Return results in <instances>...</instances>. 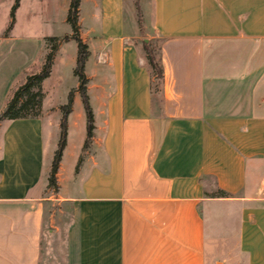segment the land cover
<instances>
[{
  "label": "crops",
  "instance_id": "obj_1",
  "mask_svg": "<svg viewBox=\"0 0 264 264\" xmlns=\"http://www.w3.org/2000/svg\"><path fill=\"white\" fill-rule=\"evenodd\" d=\"M23 1L12 30L15 0L0 25V115L47 55V35L17 34ZM142 16L161 40L160 91L126 33L125 0L81 1L95 129L84 153L76 92L53 195L61 107L78 83L54 117L0 122V264L42 263L53 201L70 210L65 264H264V0H151ZM77 52L64 59L73 76Z\"/></svg>",
  "mask_w": 264,
  "mask_h": 264
},
{
  "label": "rangeland",
  "instance_id": "obj_2",
  "mask_svg": "<svg viewBox=\"0 0 264 264\" xmlns=\"http://www.w3.org/2000/svg\"><path fill=\"white\" fill-rule=\"evenodd\" d=\"M11 0H4L0 3V25H2L8 17V8ZM126 4V33L131 36V41L136 45L142 47V54L146 57V52L143 48L145 39L154 52L156 60L159 59V49L161 40L150 38L146 32V27H149L148 19L142 18V30L140 31V25L138 22L137 7L140 8L142 15L148 13L151 9V0H125ZM38 5V7H36ZM67 8L66 0H24L22 15L19 18V35H47V39L55 37L58 39V35L65 33H72L71 26L66 23L63 24V12ZM90 11V5L85 2L83 6V27L86 28L88 22V13ZM36 13V16L34 15ZM29 27V31L25 28ZM36 31V32H35ZM64 37H66L64 35ZM61 38V40L64 39ZM54 42H47V53L50 51ZM77 44L75 41L70 45H67L62 52V56L58 59L55 56V61L52 67L51 78L45 81L42 85V91L44 94L43 104L46 98V94H49V103L51 106L50 111L44 112L43 105L40 112V116L48 115L54 117L56 115L55 104H58L60 99L61 90L64 87H75L78 83V79L74 77L70 70L65 68V58L70 60L71 56L75 54ZM57 54V53H56ZM63 78L65 79L63 81ZM61 81V82H60ZM60 82V83H59ZM45 84V85H44ZM55 193L54 188L48 186L45 190L44 196L49 197ZM51 218V232L46 230L43 240V260L41 264H65L64 263V239L65 230L70 220V210L65 204L50 203L49 206Z\"/></svg>",
  "mask_w": 264,
  "mask_h": 264
},
{
  "label": "trees",
  "instance_id": "obj_3",
  "mask_svg": "<svg viewBox=\"0 0 264 264\" xmlns=\"http://www.w3.org/2000/svg\"><path fill=\"white\" fill-rule=\"evenodd\" d=\"M82 0H71L70 7L67 14V22L72 28V40L77 44V60L76 66L74 69V76L78 79V88L77 90H71L68 95L67 104L61 107V122H60V137L58 142V148L55 152L54 160L52 163L51 174L49 177V187L54 188L55 192L57 191V179L56 175L62 160L63 152L66 148L67 136H68V118L72 113L73 103H74V95L75 93H79L82 104L84 107V111L86 114L87 120V137L84 145V153L89 147L92 138L93 132L95 129L94 126V114L90 105L89 97H88V78L85 74L86 62L90 56V52L88 50V46L84 43L80 35V27H79V12ZM21 0H15V3L10 11V24L6 31L8 34L16 21V11L20 6ZM138 13V22L140 25V31L142 30V13L140 8L137 7ZM69 37H64L63 40L60 38L51 37L46 39V43L48 41L54 42L51 46L50 51L47 53L45 57V61L41 71L38 74L28 76L25 83L19 87L14 93L13 97L9 101L5 110L0 115L1 121H11L18 119H28V118H38L40 116V112L42 110L44 94L42 91L43 83L50 78L52 67L55 61V56L58 51V48L61 43L67 42ZM143 48L146 52V60L152 71V76L155 78V91H160L163 79L164 72L160 59V51H159V59L156 60L153 50L147 42H144ZM160 50V49H159ZM83 157V155H82ZM221 197H224L225 193L219 192Z\"/></svg>",
  "mask_w": 264,
  "mask_h": 264
}]
</instances>
